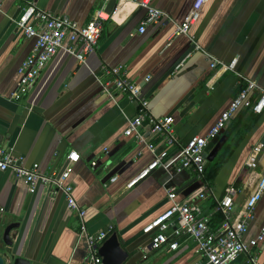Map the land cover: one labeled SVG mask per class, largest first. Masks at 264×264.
<instances>
[{"label":"crops","instance_id":"1","mask_svg":"<svg viewBox=\"0 0 264 264\" xmlns=\"http://www.w3.org/2000/svg\"><path fill=\"white\" fill-rule=\"evenodd\" d=\"M30 1L80 27L97 10L110 19L86 66L58 53L28 95L13 101L18 70L34 42L13 22L19 16V1L4 0L0 6V150L23 158L25 168L38 165L46 175L59 174L68 155L78 154L68 182L78 207L85 211L81 222L68 209L62 192L38 185L31 193L24 181L0 172V254L8 262L14 256L27 264H84L87 245L84 237L79 238L84 225L89 235L112 228L106 240L117 235L126 254L121 264H204L193 240L170 230L169 241L178 244L177 250H153L143 228L170 207L171 189L177 202L199 205L212 230L220 229L222 216L214 199H197L204 184L216 198L228 186L238 188L233 219L239 217L264 175V112L256 115L241 109L233 115L221 149L212 161L206 160L204 182L192 170L177 171L173 156L170 170L157 169L126 189L152 160L145 144L164 147L146 127L140 129L143 143L124 135L139 108L111 85L112 98L103 93V84L109 85L112 77L102 72V66L121 68L139 86L150 114L170 117L175 137L185 144L204 136L237 96L243 87L238 75L264 88V0H208L189 36L176 38L175 25L184 22L198 0H153L151 6L164 17L142 35L137 31L147 15L141 6L144 0ZM213 60L234 62L235 72L220 65L211 68ZM256 97L253 93L252 99ZM9 226L10 245L3 240ZM262 228L264 202H259L246 240L254 239ZM255 253L264 264V243Z\"/></svg>","mask_w":264,"mask_h":264},{"label":"built area","instance_id":"2","mask_svg":"<svg viewBox=\"0 0 264 264\" xmlns=\"http://www.w3.org/2000/svg\"><path fill=\"white\" fill-rule=\"evenodd\" d=\"M4 0H0V6ZM20 3L18 19L13 21L16 29L26 38L33 40L30 56L23 62L18 70L17 90L12 94L13 101H19L28 95L30 89L36 84L40 74L46 68L47 63L58 53L75 58L79 64L86 66L87 58L94 55L98 49V41L103 31V25L110 17L97 10L90 22L80 27L76 22L66 16H59L39 8L30 0H17ZM136 1V0H133ZM153 0H144L141 3L147 10L145 22H143L137 33L144 34L146 27L156 24L164 14L151 6ZM208 0H198L193 10L180 25H175L173 37L189 36L190 28L199 18L200 9ZM199 50V47H195ZM221 66L226 71L235 72V63L224 65L213 60L211 68ZM182 66V65H181ZM102 72L112 77L109 85L103 84V93L112 98L108 90L110 85L114 90L123 93L128 100L138 105V114L135 118L128 120L124 132L126 137H133L135 141L143 143L140 129L148 128L151 134L159 136L164 148L157 149V145L145 144L150 152L152 160L131 180L126 189H132L141 180L157 169L168 171L175 158L178 161L177 171L192 170L197 178L205 180V149L209 142L225 131L233 115L241 109L250 110L256 115L264 112V88L253 80L238 75L243 84L242 89L235 98L231 100L227 108L220 114L214 125L202 137L196 136L185 144L178 142L174 135L172 119L170 117L155 118L148 109V101L141 95L139 86L128 80L121 68H108L102 66ZM257 95L252 99V94ZM146 143V142H145ZM171 152H174L172 155ZM79 155L72 152L67 157V166L61 174L46 175L39 171L38 165L30 168L23 166V158L13 155L9 151L0 150V172H10L17 179L25 182L29 191L34 193L38 185L50 188L52 191H60L66 198L67 207L76 212L82 222L85 211L78 207L73 197V189L69 184L72 165L77 163ZM93 167L96 163L91 164ZM115 178L111 180L114 182ZM240 190L235 186H228L221 198H216L206 184L197 195V199L210 196L214 199L215 209L222 216L220 229L213 231L210 220L204 216L201 207L195 203L177 202L175 190H167V199L170 207L167 208L155 220L143 228V234L150 236V246L153 250L167 248L175 251L178 248L176 242H170L168 232L173 230L175 236H186L193 240L203 257L204 264H259L255 249L264 243V228L254 239L246 240L250 224L254 219V212L259 202H264V175L258 180L252 194L246 199L241 215L233 219L235 212V199ZM112 228L97 235H89L84 225L81 226V235L87 245V256L84 264H102L98 253V247L106 240Z\"/></svg>","mask_w":264,"mask_h":264},{"label":"water","instance_id":"3","mask_svg":"<svg viewBox=\"0 0 264 264\" xmlns=\"http://www.w3.org/2000/svg\"><path fill=\"white\" fill-rule=\"evenodd\" d=\"M223 134L224 131L221 132L216 138L211 140L207 145L205 149V159L207 161H212V159L221 149L222 144L226 139ZM64 169L61 170L59 174H61ZM12 228L13 226H9L4 232L3 240L5 244L10 245L9 234ZM98 253L102 259V264H121L126 257V254L123 252L116 234H112L101 246L98 247ZM0 264H27V262L16 259L14 256H11L8 262L7 259L0 254Z\"/></svg>","mask_w":264,"mask_h":264}]
</instances>
